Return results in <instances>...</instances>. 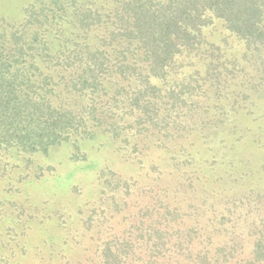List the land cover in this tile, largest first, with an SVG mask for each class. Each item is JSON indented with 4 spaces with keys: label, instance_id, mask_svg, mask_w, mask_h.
<instances>
[{
    "label": "trees",
    "instance_id": "1",
    "mask_svg": "<svg viewBox=\"0 0 264 264\" xmlns=\"http://www.w3.org/2000/svg\"><path fill=\"white\" fill-rule=\"evenodd\" d=\"M22 16L0 17V180L63 145L78 169L97 170L101 197L79 207L83 226L101 232L94 216L109 198L127 208L130 234L80 263L264 264V163L252 166L242 127L206 102L229 80L250 86L245 98L260 83L248 77L264 79V0H32ZM93 142L139 168L166 167L153 198L129 193L136 181L88 154ZM48 219L70 224L58 209Z\"/></svg>",
    "mask_w": 264,
    "mask_h": 264
},
{
    "label": "rangeland",
    "instance_id": "2",
    "mask_svg": "<svg viewBox=\"0 0 264 264\" xmlns=\"http://www.w3.org/2000/svg\"><path fill=\"white\" fill-rule=\"evenodd\" d=\"M31 1L0 0V17L21 19L24 8ZM248 78V81L257 80L260 83L248 91L245 98L243 91L248 90L250 86L242 88L238 86V83L229 80L222 90L225 95L215 98L209 93L206 102L211 104V111L214 108L218 110L217 107H219V112L220 108L222 113L227 112L228 123L232 118L233 122L242 127L243 138L240 140L239 148L242 150V155L252 159V166H255L258 171L260 165L264 163V79L259 78L258 75ZM220 114L218 113L217 116ZM182 116L183 114L178 118L179 121L184 119ZM211 129L210 127L208 133ZM223 135L229 137L227 132ZM100 141L103 139L100 138L98 142ZM200 141L201 138L199 143ZM95 147L96 144L93 142L87 143L83 149L92 157H100L101 165L112 164L120 176L131 175L136 182L132 181L134 184L128 192L135 195L137 200L140 197L153 198L156 194L154 190L157 187L156 178L161 172L164 174L168 172L166 167L149 168L150 160H148L145 167L139 168L137 164L125 161L122 154L117 157L112 153L113 144L111 145L110 142L105 152L103 150L96 152ZM227 147L230 149L231 146ZM73 150L70 145H63L54 149L50 156L38 154L30 167L26 165V161L21 160L18 162V167L8 174L9 177L0 180V245H2L0 264H66L68 262L81 264L82 261L92 263V257L95 258V254L100 253L99 246L114 233L129 236L124 218L127 208L122 203L118 206L108 205L106 200L109 198L105 199L106 203L103 202V216H94L95 220L98 219L102 223L101 232L97 233V228L87 230L83 226L80 215L77 213L78 209L85 207L86 203L89 206H98L101 188L97 170L78 169L79 162L71 159ZM160 153L162 152L154 153L149 159H156L155 157ZM158 160L161 163L160 157ZM234 160L244 165L242 158ZM50 165L53 168H49ZM40 166H45L44 172H41ZM239 169L240 167L237 166L235 171ZM257 171L254 169L252 176H256ZM72 174L73 176L69 177ZM23 176H25L24 180L20 181ZM170 182H173V179ZM257 182L259 184L255 188L264 191L263 172L257 176ZM146 185L150 189H145ZM237 189L243 190V186L237 183L229 191H239ZM120 190L118 198L122 197L123 191ZM228 198L225 195L217 200L213 204L214 209H224L228 205L226 203ZM54 209L66 214L70 223L68 226L63 227L59 223L61 227L54 220L48 219V215ZM24 227L25 233L21 234L20 238L14 237L15 230L19 228L24 230ZM91 233L94 236H91ZM22 243H25V251L21 248Z\"/></svg>",
    "mask_w": 264,
    "mask_h": 264
}]
</instances>
